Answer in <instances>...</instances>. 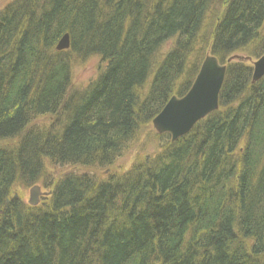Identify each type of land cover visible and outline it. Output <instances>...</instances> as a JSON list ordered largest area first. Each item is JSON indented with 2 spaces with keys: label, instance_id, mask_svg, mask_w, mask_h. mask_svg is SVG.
<instances>
[{
  "label": "trees",
  "instance_id": "1",
  "mask_svg": "<svg viewBox=\"0 0 264 264\" xmlns=\"http://www.w3.org/2000/svg\"><path fill=\"white\" fill-rule=\"evenodd\" d=\"M13 0L0 11V264H264V0ZM68 35L70 48L57 51ZM174 45L165 56L160 50ZM207 54L219 110L108 178L45 180V162L113 167ZM103 65L72 89L73 67ZM47 123L36 126L38 120ZM51 194L31 207L16 186Z\"/></svg>",
  "mask_w": 264,
  "mask_h": 264
},
{
  "label": "water",
  "instance_id": "2",
  "mask_svg": "<svg viewBox=\"0 0 264 264\" xmlns=\"http://www.w3.org/2000/svg\"><path fill=\"white\" fill-rule=\"evenodd\" d=\"M70 48V38L65 35L57 46V51ZM236 60L231 58L228 63ZM227 66L218 59L207 54L199 73L189 92L182 98L172 97L160 114L152 121L153 129L159 135L169 134L174 143L188 135L202 120L219 110L220 94L225 82ZM264 77V56L253 63V83ZM51 192H42L40 186H34L29 192L28 204L37 207L41 197H47Z\"/></svg>",
  "mask_w": 264,
  "mask_h": 264
},
{
  "label": "rangeland",
  "instance_id": "3",
  "mask_svg": "<svg viewBox=\"0 0 264 264\" xmlns=\"http://www.w3.org/2000/svg\"><path fill=\"white\" fill-rule=\"evenodd\" d=\"M13 0H0V11L10 4ZM223 1L217 0L212 11L208 14V25L206 29L203 31V34L207 36H211V32L213 30L214 24L213 20H216L221 11H222ZM261 36L264 37V27L261 30ZM174 45V40L168 42L162 49L161 56H165V54L172 49ZM251 48L236 54L235 56L242 61H248L249 64L256 62L260 59L264 54L255 58L252 54ZM103 63L98 58H91L83 63H76L73 67V75H72V89L77 90L81 87H85L89 82L94 80L98 74L99 70L102 67ZM47 123V119L38 120V122L34 123L36 126H41L42 124ZM142 130H146L139 134V138L136 143L132 144L129 149L124 153V155L117 161V163L108 169H99L96 167H83V166H61L57 164H53L49 161L45 163V180L52 179L56 183L59 180L64 179L69 175H88L95 178H108L110 175H117L119 173L127 172L131 169L133 164L140 158H145L148 156L155 155L157 150L160 148L163 143L162 135L156 133L153 129L152 125H149L147 128ZM42 188L43 192H48L47 189H44L43 186L38 185ZM31 188H23L20 186H16L12 191V197L18 198L23 201L24 204L28 205L29 201V192ZM43 202V198L41 199V203Z\"/></svg>",
  "mask_w": 264,
  "mask_h": 264
},
{
  "label": "bare ground",
  "instance_id": "4",
  "mask_svg": "<svg viewBox=\"0 0 264 264\" xmlns=\"http://www.w3.org/2000/svg\"><path fill=\"white\" fill-rule=\"evenodd\" d=\"M159 53H162V50H160V52Z\"/></svg>",
  "mask_w": 264,
  "mask_h": 264
}]
</instances>
